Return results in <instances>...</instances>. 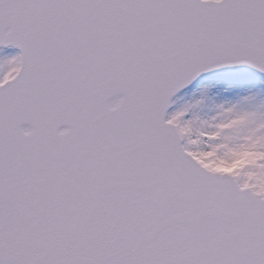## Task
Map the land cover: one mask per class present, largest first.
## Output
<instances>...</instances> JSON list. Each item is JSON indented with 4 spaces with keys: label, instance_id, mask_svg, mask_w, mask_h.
<instances>
[{
    "label": "snow or ice",
    "instance_id": "1",
    "mask_svg": "<svg viewBox=\"0 0 264 264\" xmlns=\"http://www.w3.org/2000/svg\"><path fill=\"white\" fill-rule=\"evenodd\" d=\"M0 264H264V0H0Z\"/></svg>",
    "mask_w": 264,
    "mask_h": 264
}]
</instances>
